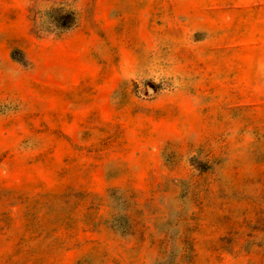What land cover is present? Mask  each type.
<instances>
[{"label": "rangeland", "instance_id": "374dc122", "mask_svg": "<svg viewBox=\"0 0 264 264\" xmlns=\"http://www.w3.org/2000/svg\"><path fill=\"white\" fill-rule=\"evenodd\" d=\"M0 264H264V0H0Z\"/></svg>", "mask_w": 264, "mask_h": 264}]
</instances>
